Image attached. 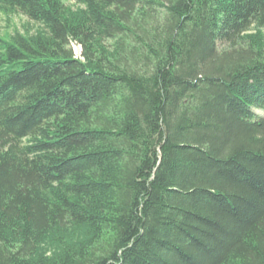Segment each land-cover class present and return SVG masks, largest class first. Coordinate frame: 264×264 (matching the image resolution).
<instances>
[{"label": "trees", "instance_id": "obj_1", "mask_svg": "<svg viewBox=\"0 0 264 264\" xmlns=\"http://www.w3.org/2000/svg\"><path fill=\"white\" fill-rule=\"evenodd\" d=\"M0 13V264H264V0Z\"/></svg>", "mask_w": 264, "mask_h": 264}, {"label": "rangeland", "instance_id": "obj_2", "mask_svg": "<svg viewBox=\"0 0 264 264\" xmlns=\"http://www.w3.org/2000/svg\"><path fill=\"white\" fill-rule=\"evenodd\" d=\"M36 25H37L36 22L30 20L24 14L14 13L9 16H6L0 13V33L9 32L13 30L14 27L23 29L24 26L34 28L36 27ZM72 48H73V52H75L78 55L80 50L79 44L73 43ZM255 111L257 112V114L264 116V111H262L261 109H255Z\"/></svg>", "mask_w": 264, "mask_h": 264}, {"label": "bare ground", "instance_id": "obj_3", "mask_svg": "<svg viewBox=\"0 0 264 264\" xmlns=\"http://www.w3.org/2000/svg\"><path fill=\"white\" fill-rule=\"evenodd\" d=\"M78 47V46H77Z\"/></svg>", "mask_w": 264, "mask_h": 264}]
</instances>
